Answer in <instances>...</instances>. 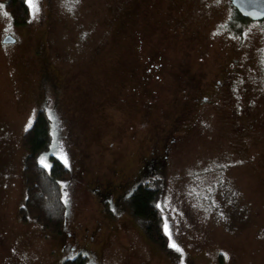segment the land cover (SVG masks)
Segmentation results:
<instances>
[{"label":"rangeland","instance_id":"obj_1","mask_svg":"<svg viewBox=\"0 0 264 264\" xmlns=\"http://www.w3.org/2000/svg\"><path fill=\"white\" fill-rule=\"evenodd\" d=\"M34 3L25 26L0 4V264H264V20L229 0ZM41 110L38 162L70 171L63 234L21 216ZM149 184L182 252L132 211Z\"/></svg>","mask_w":264,"mask_h":264},{"label":"trees","instance_id":"obj_2","mask_svg":"<svg viewBox=\"0 0 264 264\" xmlns=\"http://www.w3.org/2000/svg\"><path fill=\"white\" fill-rule=\"evenodd\" d=\"M6 12L17 26H25L30 13L28 0H0ZM236 21L252 22L243 18L233 7ZM51 119L41 110L24 136V147L28 152L25 164L27 199L21 209L24 221L35 219L50 234H63L65 228L66 205L63 200L62 181L70 177L68 168L55 157L50 170L41 166L39 156L49 148ZM159 189L154 184L139 186L130 198V206L136 217L144 224L148 240L170 251L168 235L165 232L164 218L158 207ZM63 264H88V257L82 254L68 259Z\"/></svg>","mask_w":264,"mask_h":264},{"label":"water","instance_id":"obj_3","mask_svg":"<svg viewBox=\"0 0 264 264\" xmlns=\"http://www.w3.org/2000/svg\"><path fill=\"white\" fill-rule=\"evenodd\" d=\"M240 15L252 22L264 20V0H229ZM12 36L4 39L5 44L15 43Z\"/></svg>","mask_w":264,"mask_h":264},{"label":"snow or ice","instance_id":"obj_4","mask_svg":"<svg viewBox=\"0 0 264 264\" xmlns=\"http://www.w3.org/2000/svg\"><path fill=\"white\" fill-rule=\"evenodd\" d=\"M29 6L32 7L34 9V11L38 10L36 8V4L34 3V0H28ZM6 15V14H5ZM45 167H47V165L45 164ZM171 248H173L175 251L177 252H182V249L174 242L170 243L169 245Z\"/></svg>","mask_w":264,"mask_h":264},{"label":"flooded vegetation","instance_id":"obj_5","mask_svg":"<svg viewBox=\"0 0 264 264\" xmlns=\"http://www.w3.org/2000/svg\"><path fill=\"white\" fill-rule=\"evenodd\" d=\"M55 84L57 85V86H56V88H58V89L62 90V88H61V87H62V85L60 86V84H59V83H57L56 81H55ZM167 151H168V149L166 150V152H167Z\"/></svg>","mask_w":264,"mask_h":264}]
</instances>
